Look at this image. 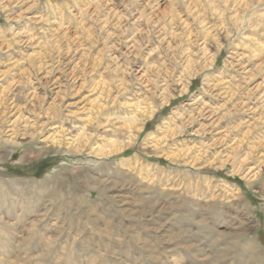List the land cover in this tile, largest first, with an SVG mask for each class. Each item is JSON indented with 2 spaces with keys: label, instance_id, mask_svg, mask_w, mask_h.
Segmentation results:
<instances>
[{
  "label": "rangeland",
  "instance_id": "1",
  "mask_svg": "<svg viewBox=\"0 0 264 264\" xmlns=\"http://www.w3.org/2000/svg\"><path fill=\"white\" fill-rule=\"evenodd\" d=\"M0 264H264V0H0Z\"/></svg>",
  "mask_w": 264,
  "mask_h": 264
},
{
  "label": "bare ground",
  "instance_id": "2",
  "mask_svg": "<svg viewBox=\"0 0 264 264\" xmlns=\"http://www.w3.org/2000/svg\"><path fill=\"white\" fill-rule=\"evenodd\" d=\"M89 199H90V198H89ZM89 199H88V202H87V203H89V205H90V204L93 203L94 201H90ZM92 200H93V199H92Z\"/></svg>",
  "mask_w": 264,
  "mask_h": 264
}]
</instances>
